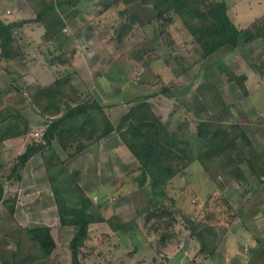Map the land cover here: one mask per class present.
<instances>
[{
    "label": "rangeland",
    "instance_id": "obj_1",
    "mask_svg": "<svg viewBox=\"0 0 264 264\" xmlns=\"http://www.w3.org/2000/svg\"><path fill=\"white\" fill-rule=\"evenodd\" d=\"M38 1L0 0V19L8 22L35 18V4ZM73 1L74 6L70 9L63 12L56 10V14L63 18L65 26L55 41H42L41 36L45 29L40 22L28 23L14 31L22 48L23 59H0V108L17 104L23 106L21 111L31 121L35 135L42 127L41 118L33 110L29 96L58 77L69 75L72 87L81 98L89 96L105 104L112 120L122 115L132 100L136 103L141 95L150 94L166 85L182 103L190 104L194 95L204 97L207 105L201 113L202 119L211 118L224 124L239 123L247 128L248 135L264 162V63L261 62L264 60V40L259 41L253 51L247 50V47L234 51L227 46L222 47L206 58L195 83L191 84L189 76L179 73L174 75L180 72L182 66L170 56L177 49L176 46H180L177 51L188 59V62H184V67L194 58L191 53L193 42L179 19L173 17L172 22L165 26L174 42L167 44V40L162 41L155 37L158 29L154 21L155 12L150 6L143 7L146 12L143 16L144 21H153L139 26L131 22L130 15L138 11L133 6L127 7L120 3L104 8L102 2L110 3L111 0ZM218 1L227 5L228 14L238 27L248 26L258 21L260 15L264 16V0ZM100 8L103 10L99 12ZM262 26L264 29V25ZM60 53L66 61L65 64L51 65L50 59ZM164 57L168 60L165 61ZM251 60L258 65L254 67ZM145 64H152L158 76L150 70L144 71ZM197 68L192 67L189 70L190 75L195 74ZM232 70L238 74H250L247 84L249 95L246 98H241L234 84L227 82L226 71ZM142 75L150 85L139 83ZM210 84L215 85L220 97L228 104L227 107L219 109L218 103L211 99L215 90ZM14 86L19 89L15 90ZM198 86H201L200 90H197ZM153 101L156 111L166 118L172 110V100L160 95ZM176 115L178 114L175 113L174 116ZM108 136L110 139L106 142L98 141L95 158L88 164L82 162L86 155L84 151L78 160L74 157L66 158V155L57 150L65 157L64 165L68 170L80 172L79 184L91 195L92 200L104 203L102 213L105 218L115 213L126 220L148 206L152 202V194L148 186L138 187L133 180L139 173L140 165L125 149L117 133L112 132ZM190 136L195 137L192 134ZM196 140L194 138L193 142ZM24 143L23 139L18 138L0 145L3 162L1 173H6L15 156L24 150ZM111 149V159L107 156L109 160L105 166L95 164L99 156L103 155V150L110 153ZM246 174L248 176L247 171ZM261 181L250 183L256 186ZM5 185L9 193L17 189L19 196L26 191L27 196L38 198V203L36 201L20 207L23 209L24 225L40 226L45 220L54 228L52 234L56 248L52 254L46 259L28 264H71L68 242L72 236V228L58 224L41 157L36 156L27 163L20 182ZM245 187L246 185H238L234 180L228 179L224 173H219L212 180L198 162H194L182 173H177L167 186V195L171 197L174 208L180 212L172 239L159 240L158 233L147 230V227L143 228L141 223L140 228H133L126 233H115L106 223H96L90 226L89 237L81 248L80 258L83 264H262V255L256 253L259 249L255 238L264 240V203L261 202L260 213L254 218H251L248 208L252 203L259 205L264 198V187L261 188V193L253 190L241 194ZM94 190L96 192L91 194ZM218 191L227 202L234 203L233 211H228L221 197L213 195L208 198ZM205 204L207 212L217 220L229 218L230 213H236L230 225L218 226L216 242L219 250L214 257L199 255L197 243L188 238L187 226L200 217ZM3 217L0 214L1 219H7ZM7 230V227L0 228L1 233ZM164 231L165 228H162L161 233ZM15 234L16 231L9 233L10 252L15 249ZM21 236L22 240H28L25 233H21ZM26 244H21L22 249H27L18 255V261L23 260L30 252L33 255L36 253V249L28 250L30 246ZM6 259L10 260L8 256ZM6 259L1 257L0 264H5Z\"/></svg>",
    "mask_w": 264,
    "mask_h": 264
},
{
    "label": "trees",
    "instance_id": "obj_2",
    "mask_svg": "<svg viewBox=\"0 0 264 264\" xmlns=\"http://www.w3.org/2000/svg\"><path fill=\"white\" fill-rule=\"evenodd\" d=\"M133 2L150 6L155 12L154 21L158 29L156 39L167 40V44L174 43L165 30L166 24L171 23L173 17L179 19L187 30L193 42L191 52L194 55L193 60L187 66H183L188 59L177 51L180 46H176L177 49L173 54L170 53V56L182 66L180 72L174 75L179 73L189 76L191 84L195 83L206 58L222 47L227 46L234 51L242 43L255 44L264 40V29L259 21L238 27L228 14L227 5L218 0H111L110 3L102 4L106 8L110 5L120 3L129 5ZM73 6V0H39L35 4L37 12L35 18L8 22L0 19V59L8 61L23 59L22 48L14 31L28 23L40 22L45 29L41 36L42 41L45 43L55 41L65 26L63 18L56 14V10L63 12ZM102 10L103 8H100L98 11ZM130 18L131 22L139 26H145L153 21L146 22L137 14H131ZM150 41L152 42V39ZM140 54L144 55V52ZM164 60L167 61L168 58L164 57ZM65 62L60 53L50 59L49 63L63 65ZM261 62L264 63V60ZM251 64L254 67L258 65L254 60H251ZM194 66L198 67L197 72L190 75L189 70ZM143 70H150L158 76L152 64H145ZM226 80L234 84L241 98L249 95L245 85L246 76L243 73L226 71ZM139 83L150 85L143 75L140 76ZM212 86L215 92L211 99L218 103L219 109L227 107L228 104L220 97L215 85ZM14 88L19 89L16 86ZM200 88L201 86H198L197 90ZM160 95L172 100L173 107L166 118L156 111L153 101ZM203 98L194 95L190 104L182 103L164 85L155 92L141 95L136 103L132 100L127 110L112 120L105 104L93 97L81 98L72 87L69 75L56 78L29 96L33 110L41 118L42 127L35 135L31 121L21 111L23 106L17 104L0 108V145L18 138L25 141L24 150L15 156L6 173H1L3 162L0 157V202L12 216L18 194L15 192L6 196L5 183L20 182L27 163L40 156L58 222L62 227L72 228V236L68 242L71 264H83L80 258L81 248L89 237L90 226L96 223H106L115 233H126L133 228H140L141 223L143 228L147 227V230L158 233L159 240L172 239L175 233L174 225L180 217V212L174 208L171 197L167 195V186L177 173H182L194 162H198L212 180H215L219 173H224L238 185H246L241 194L264 187V162L250 139L247 128L239 123L224 124L211 118L202 119L201 113L207 105ZM175 113L178 115L174 116ZM112 132L117 133L121 143L140 165L139 173L133 180L138 187L148 186L152 194V202L126 220L115 213L105 218L102 213L104 203L92 200L79 184V172L68 170L64 165L65 159L57 152L59 149L65 153L66 158H72ZM191 134L195 137L190 136ZM194 138L197 139L195 143ZM260 180L262 183L256 186L250 183L251 181L258 183ZM213 195L221 197L228 211H233L234 203L227 202L220 191L208 198ZM207 209L205 204L199 214L200 217L192 220L187 226L188 238L197 243L199 255L214 257L219 250V244L216 242L217 228L221 224L230 225L236 213H230L229 218L217 220L207 212ZM248 210L252 215L257 214V204H252ZM139 220L141 221L138 222ZM162 228H165L163 233ZM22 231L31 243L28 250L36 249L35 255L30 252L23 260L18 261L17 257L22 251V239L19 238L12 260H4L5 264H28L35 260H43L56 248L50 226H30ZM259 248L264 251V244L259 243ZM261 262L264 264V259Z\"/></svg>",
    "mask_w": 264,
    "mask_h": 264
},
{
    "label": "crops",
    "instance_id": "obj_3",
    "mask_svg": "<svg viewBox=\"0 0 264 264\" xmlns=\"http://www.w3.org/2000/svg\"><path fill=\"white\" fill-rule=\"evenodd\" d=\"M124 5V4H123ZM125 6H127V7H131V6H133L136 10H138V11H136L135 12V14H137V15H139L143 20H145L144 19V14L146 13L145 12V9L143 8L144 7V5H142L141 3H139V2H133V3H130L129 5H125ZM258 19V21L259 22H261V24L262 25H264V16H259V18H257ZM258 43V42H257ZM257 43H255V44H245V43H242V44H240L238 47H237V49H239V48H244V47H247V50H251V51H253V48L254 47H256L255 45H257ZM264 43V42H263ZM259 45V44H258ZM263 57H264V54H263ZM245 76H246V81H245V85H246V87H247V90H248V92H249V89H248V83H249V81H250V74L249 73H247V72H244L243 73ZM109 136H106V137H104L103 139H101V140H103V143L104 142H106V140H109L110 138H108ZM100 140V141H101ZM105 140V141H104ZM15 141V140H14ZM8 142H13V140L12 141H8ZM121 147H124V146H121ZM96 148H97V143L95 144V145H93L92 147H89V148H87V149H85L84 150V152H86L85 154V158L82 160V162H83V164H88V162L89 161H91V159L95 156V154H96ZM125 149H127L126 147H125ZM128 150V149H127ZM106 150H103V155H100L99 156V159L98 160H96V163L95 164H101L102 166H105L104 164H106V163H108V160L109 159H111V152H112V149L111 150H109L110 151V153L108 152H105ZM58 152V154L61 156V154L63 153H60L59 151H57ZM89 152V153H88ZM81 153H83V151L81 152ZM81 153H79V154H77L76 156H74V159H78L79 160V158L80 157H82V155H81ZM109 154H110V156H109ZM63 155H65V153H63ZM90 156H92L91 158H90ZM109 157V159H108V157ZM61 158H65V157H62L61 156ZM73 158V157H72ZM95 158V157H94ZM98 158V157H97ZM111 161V160H110ZM78 171V170H77ZM79 172V171H78ZM79 174H80V172H79ZM7 184H9V185H11L9 182H6ZM20 186H18V188H19ZM82 187V186H81ZM83 188V187H82ZM97 189V188H96ZM95 189V190H96ZM92 191L91 192V194L92 193H95L96 191ZM18 192V201H17V203H16V205H15V211H14V213H13V215L12 216H10L9 214H8V212H7V210H6V208H5V206L0 202V214H2L4 217L3 218H5V217H7V219H1L0 218V228H2L3 229V227H7V232L5 231V232H3V233H1L0 232V255H2V256H0V258L1 257H3L4 259H6V256H8V258L11 260L12 259V254L13 253H15L16 252V249H17V240L19 239V238H22V236H21V233H24L22 230L25 228V227H30V226H32V225H24L23 223L24 222H22V219H23V221H24V218H23V216H22V211H23V209L22 208H20L22 205H31V203L33 202V203H35L36 201V203H38V198L36 199L35 197H29V196H27L26 195V191H24L23 192V195L20 197L19 196V191L16 189V190H14V192L12 193V194H14L15 192ZM85 191V190H84ZM255 191L256 192H260L261 193V188H257V189H255ZM86 192V191H85ZM11 193H9V192H7V189H6V194L8 195H12ZM8 195V196H9ZM52 195V194H51ZM90 195V194H89ZM90 197H91V195H90ZM263 201V203H264V198L262 199V200H260V202H259V205H258V203H257V208H258V212H257V214H255V215H252L251 214V212H250V216H251V218H254V217H256V216H258L259 215V211H260V204H261V202ZM21 204V205H20ZM253 204V203H252ZM255 204V203H254ZM56 214H57V212H56ZM18 217H20L21 219H19ZM44 222L40 225V226H50L51 227V230L52 229H54V228H52L53 226L51 225V224H47V222L45 221V220H43ZM58 221V220H57ZM58 224H59V222H58ZM60 225V224H59ZM13 231H16V234H15V237L13 238V242H14V244H15V249L13 250V251H8V244H9V240H8V237H9V233H11V232H13ZM12 235H13V233H12ZM53 235V234H52ZM17 236V237H16ZM260 240V242L258 241V240ZM255 240H256V246H257V248L259 249V250H256V253H260L261 255H262V260L264 259V251H262V250H260V248H259V243H263L264 244V240H262L261 238H258V237H256L255 238ZM24 242H26L27 244V246L29 247L30 246V242H29V240H22L21 241V244L22 243H24ZM26 249H27V247H25V250L24 249H22V251H26ZM21 251V252H22ZM6 256H5V255ZM48 258V257H47ZM46 259V258H45ZM7 260V259H6ZM9 260V261H10ZM261 260V261H262Z\"/></svg>",
    "mask_w": 264,
    "mask_h": 264
},
{
    "label": "water",
    "instance_id": "obj_4",
    "mask_svg": "<svg viewBox=\"0 0 264 264\" xmlns=\"http://www.w3.org/2000/svg\"><path fill=\"white\" fill-rule=\"evenodd\" d=\"M187 245V243L185 244V246Z\"/></svg>",
    "mask_w": 264,
    "mask_h": 264
},
{
    "label": "built area",
    "instance_id": "obj_5",
    "mask_svg": "<svg viewBox=\"0 0 264 264\" xmlns=\"http://www.w3.org/2000/svg\"><path fill=\"white\" fill-rule=\"evenodd\" d=\"M37 134V133H36Z\"/></svg>",
    "mask_w": 264,
    "mask_h": 264
}]
</instances>
